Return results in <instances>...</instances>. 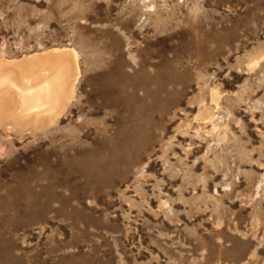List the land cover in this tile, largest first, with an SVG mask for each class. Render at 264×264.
<instances>
[{"label": "rangeland", "instance_id": "1", "mask_svg": "<svg viewBox=\"0 0 264 264\" xmlns=\"http://www.w3.org/2000/svg\"><path fill=\"white\" fill-rule=\"evenodd\" d=\"M61 46L67 106L0 123V264H264V0H0L1 63Z\"/></svg>", "mask_w": 264, "mask_h": 264}, {"label": "bare ground", "instance_id": "2", "mask_svg": "<svg viewBox=\"0 0 264 264\" xmlns=\"http://www.w3.org/2000/svg\"><path fill=\"white\" fill-rule=\"evenodd\" d=\"M0 66L4 69L0 73L2 125L4 119L20 125L52 121L69 103L79 74L77 52L66 46L32 52Z\"/></svg>", "mask_w": 264, "mask_h": 264}]
</instances>
